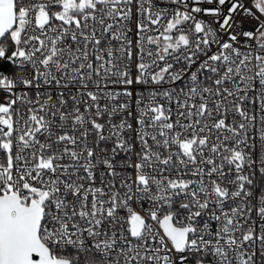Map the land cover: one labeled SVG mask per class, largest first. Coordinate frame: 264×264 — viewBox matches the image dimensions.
I'll use <instances>...</instances> for the list:
<instances>
[{
  "label": "snow or ice",
  "instance_id": "6c2138e0",
  "mask_svg": "<svg viewBox=\"0 0 264 264\" xmlns=\"http://www.w3.org/2000/svg\"><path fill=\"white\" fill-rule=\"evenodd\" d=\"M0 264H264V0H0Z\"/></svg>",
  "mask_w": 264,
  "mask_h": 264
},
{
  "label": "built area",
  "instance_id": "2783aa9c",
  "mask_svg": "<svg viewBox=\"0 0 264 264\" xmlns=\"http://www.w3.org/2000/svg\"><path fill=\"white\" fill-rule=\"evenodd\" d=\"M10 70V69H9ZM133 159H135L134 157H133Z\"/></svg>",
  "mask_w": 264,
  "mask_h": 264
}]
</instances>
